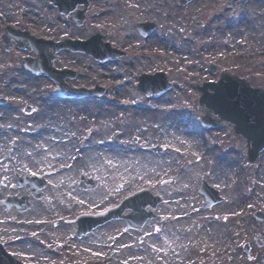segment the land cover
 <instances>
[{
  "label": "rangeland",
  "instance_id": "rangeland-1",
  "mask_svg": "<svg viewBox=\"0 0 264 264\" xmlns=\"http://www.w3.org/2000/svg\"><path fill=\"white\" fill-rule=\"evenodd\" d=\"M91 1L96 15L90 13L87 22L77 27L60 17L47 0H0V36L6 23L18 27L29 24L35 34L55 39L87 37L98 30L112 45L127 49L125 57L103 62L86 53L61 50L56 64L82 72L74 82L105 83L110 90L102 103L95 97L59 100L52 95V83L45 76L20 66L21 57L34 52L15 45L6 49L0 37V92L8 97L7 103L0 104V171L14 165L13 160H23L28 172L52 169L50 188L60 194L56 185L64 177L68 186L63 188L78 191L65 203L76 200L77 209L112 203L113 198L134 185L147 183L156 174L172 176L174 191L162 208L161 230L146 236L137 259L131 257L128 263H259L264 253V226L253 212L257 208L264 211V151L249 163L246 142L232 132L230 123L205 129L199 122L204 109L198 107L199 93L194 84L215 79L220 70H226L264 87V51L251 49L253 40L264 39V0H237L227 12L223 7L228 0H191L183 5L179 0ZM131 18L153 19L157 28L148 36H140L131 27H123L125 22H133ZM208 62L218 65L216 72L210 71ZM156 70H163L172 86L158 98L145 100L136 87L137 76ZM25 79L26 89L22 83ZM26 104L33 106L32 113L24 112ZM134 109L141 111L133 113ZM167 112L189 118L198 136L197 149L191 150L190 135L169 125L172 116H165ZM89 137L91 147L86 149L91 153L87 155L80 149ZM154 143L166 148L159 152L145 149L144 144ZM134 150L148 160L133 157ZM61 165L66 167L60 170ZM81 171L100 177V186L81 191L77 184ZM201 179L216 186L223 199L200 208L204 199L199 191ZM52 205L57 206L54 213L46 202L28 212L46 210L42 214L46 223L53 215L68 212L61 211L57 203ZM217 220L228 224L230 234L213 246L205 235L197 236L196 232L203 223L211 221L215 226ZM153 222L145 226V232L152 233ZM120 224L107 223L67 249L63 247L68 242L66 237L62 246L54 243L70 228L53 229L56 233L48 247L54 250L28 257V262L88 264L94 260V264H102L107 254L111 257L107 264H121L124 250L117 245L126 241L108 244ZM127 236L136 242L135 235ZM245 242L248 251L243 249ZM111 247L113 253L107 251Z\"/></svg>",
  "mask_w": 264,
  "mask_h": 264
},
{
  "label": "water",
  "instance_id": "water-1",
  "mask_svg": "<svg viewBox=\"0 0 264 264\" xmlns=\"http://www.w3.org/2000/svg\"><path fill=\"white\" fill-rule=\"evenodd\" d=\"M57 4L64 12L69 11L77 2H85V0H51ZM188 0H181L186 2ZM235 0H230L225 10L231 9ZM153 27L152 23L147 21L140 24V30L145 31ZM11 36L19 40V45H24V40L28 39L33 48L37 51V56L34 58H24L22 65L29 67L35 72H46L50 76L57 79L59 87L57 92L64 95H79L89 92L84 89H69L62 85L61 80L65 75V71L56 72L51 68V60L54 51L61 46H70L74 49H81L94 54L97 58L105 59L108 56L114 57L117 55L115 49H110L106 43L101 42L100 34L91 36L86 41L79 40H64L60 42H52L43 40L41 38H34L24 32L12 29L6 26V32L3 34V41L6 45L10 43ZM102 48L103 50H101ZM212 65V64H211ZM215 68L214 65L211 66ZM139 86L142 90L149 94H158L168 87L163 71H157L153 74L143 73L139 76ZM208 87L212 91H208ZM201 95L199 97V105L206 108V113L201 116V122L205 126H217L223 120H229L233 123L234 131L241 133L247 140L249 161H254L258 156L259 151L264 149V89L261 87H252L248 83L235 75L223 72L217 81L204 82L198 86ZM26 109H30L26 107ZM210 112L219 114V118L211 119ZM32 177H28L35 181ZM40 177V176H38ZM43 184L42 181L37 182L39 187ZM208 200L203 202L202 207L209 205L212 202L219 200L221 197L217 196V190L210 187L204 180L200 188ZM155 199V198H153ZM155 200H151L147 191L142 193H135L133 196L126 197L119 205L111 207L105 211H100L94 214H88L82 217L80 224V231H85L95 226L98 223L104 222L110 217L119 216L120 211L126 207H132V212L128 215V225L140 227L141 223L151 214L147 212L144 207L147 203L155 204ZM116 210V211H115ZM255 215L261 219V224H264V216L261 211H256ZM86 222V223H84ZM86 226V228H85ZM83 227L85 229H83ZM248 249V245L245 244ZM0 264H13L12 261H2ZM261 264H264V254L261 256Z\"/></svg>",
  "mask_w": 264,
  "mask_h": 264
},
{
  "label": "flooded vegetation",
  "instance_id": "flooded-vegetation-1",
  "mask_svg": "<svg viewBox=\"0 0 264 264\" xmlns=\"http://www.w3.org/2000/svg\"><path fill=\"white\" fill-rule=\"evenodd\" d=\"M88 9L89 6L86 7L84 14L88 13ZM69 20H71L70 17ZM128 24L131 30L136 31L133 24L130 22H128ZM27 174V164L23 160H20V165L17 167L4 168L3 172L0 171V259L14 257L20 261L28 262V260L31 259L28 257L35 258L42 253H46L48 244L51 242V239L54 238L52 235L56 232L53 230L54 228H51L42 220V216L47 213L46 210H38L34 213L31 211L28 212L37 204L45 202L50 204V212L54 213V209H56L57 206L55 207V205L52 204L57 203L61 211H68L70 216H63L59 213L53 215V218L61 219L65 222L57 231L69 227L70 230H68L67 234L69 241H74L76 238L80 237L76 234L77 224L76 221H74L78 213V203L75 200L67 204L65 203L75 191L63 188L64 186H68L64 185V177H61L60 182L56 185L57 189L60 190V194L52 191L50 188L51 185L47 181L46 186L40 191V196L33 199L32 205L28 208V192L30 193L31 190H28ZM155 184L158 185L160 189L164 187L161 189L163 196L158 204V208L160 209L163 203L165 205L171 200V195H166V193L170 191L167 187L170 186V184H161L158 178L155 179ZM120 186H124V184H120ZM23 204H25L26 207L22 208ZM157 215L156 213L155 217H157ZM158 229V224H155L154 230ZM122 232H128L134 235L136 231L130 229L127 231L123 230ZM124 239L126 243L120 246V249L125 251L123 257L128 255L127 252L133 250L135 247L132 240H128V238ZM61 244L62 239L59 238L58 245L60 246Z\"/></svg>",
  "mask_w": 264,
  "mask_h": 264
},
{
  "label": "bare ground",
  "instance_id": "bare-ground-1",
  "mask_svg": "<svg viewBox=\"0 0 264 264\" xmlns=\"http://www.w3.org/2000/svg\"><path fill=\"white\" fill-rule=\"evenodd\" d=\"M242 17H243V15L241 14L240 18H242ZM252 44L253 45H251V49L257 50V51H264V39L263 38H261L259 40H253ZM210 47H213V44ZM22 83H25L24 88L26 89L28 87V80L25 79V81H22ZM62 105H64V104H62ZM140 111H141L140 109H134L133 113H137ZM168 115L172 116V118H171L172 122H170L169 125L173 124L174 127L176 128V131L181 130L182 133H184L186 135H190L191 141L189 142V145L192 147L191 150L197 149L198 145H197V141H195V139H197L198 136H197L195 128L191 124L189 118L185 117V116H181L179 114H172L170 112H167L165 116H168ZM1 119L3 121V118H1ZM0 122H1V120H0ZM72 124H74V123L72 122ZM90 140H91L90 137L87 138V140L85 141L84 146H83L84 148H82V150H84L87 155L91 153V149H86V147L87 148L91 147ZM126 145H128V144H126ZM100 146L104 147L101 143H100ZM125 148L126 147H123V149H125ZM119 149L121 151L122 148L119 147ZM133 152H134L133 157H136L138 160H148L146 157L142 156V154H141V152H139V150H134ZM217 160H220L219 157L217 158ZM188 216L189 215H186V217L188 219H191V217H188ZM217 221H218V223L215 226H211V223H212L211 221L203 223L199 227L200 228L199 231L196 232L197 236L205 235L204 238L207 239V241L211 242L213 246L215 245V243H219L221 241V239L227 238L230 234L229 230H228V224L225 221L224 222H221L219 220H217ZM183 259H188V258L183 257Z\"/></svg>",
  "mask_w": 264,
  "mask_h": 264
},
{
  "label": "snow or ice",
  "instance_id": "snow-or-ice-1",
  "mask_svg": "<svg viewBox=\"0 0 264 264\" xmlns=\"http://www.w3.org/2000/svg\"><path fill=\"white\" fill-rule=\"evenodd\" d=\"M32 175H36V173H32Z\"/></svg>",
  "mask_w": 264,
  "mask_h": 264
}]
</instances>
